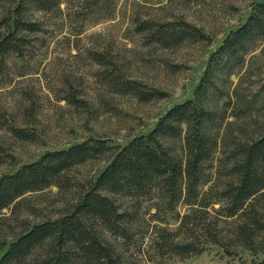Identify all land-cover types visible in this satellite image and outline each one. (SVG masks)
I'll use <instances>...</instances> for the list:
<instances>
[{
	"label": "rangeland",
	"instance_id": "rangeland-1",
	"mask_svg": "<svg viewBox=\"0 0 264 264\" xmlns=\"http://www.w3.org/2000/svg\"><path fill=\"white\" fill-rule=\"evenodd\" d=\"M262 2L60 0L51 11L32 8L27 17L39 23L41 31L25 34L30 42L22 54L12 53L0 61V179L47 152L89 139L123 147L151 132L171 108L194 99L212 55L247 20L253 6ZM14 5L0 4V21L8 18V9ZM144 22H184L199 29L206 40L164 47L151 42L148 32L138 31ZM5 33L6 26H0V36ZM116 76L166 96L141 102L115 89ZM215 81L219 92L211 104L222 125L204 186L214 193L231 180L232 144L264 134V38L228 61ZM107 163V159L88 161L48 188L22 197L0 215V236H8L9 241L10 233L23 225L57 220L72 211ZM120 202L128 205L129 199L121 198ZM143 204L134 243L124 244L104 229L99 233L125 260L134 259L139 264H264V232L257 239L256 254L231 238L225 239L231 254L208 245L199 255H173L160 235L166 230L177 241L186 240L190 227H182L181 217L190 213L188 207L181 205L175 213L156 216L150 202ZM221 207L222 202H218L207 209L208 214L197 213V220L191 221L193 229L200 232L206 221L219 234L231 236L244 218H227ZM258 207L264 213V200Z\"/></svg>",
	"mask_w": 264,
	"mask_h": 264
},
{
	"label": "trees",
	"instance_id": "trees-1",
	"mask_svg": "<svg viewBox=\"0 0 264 264\" xmlns=\"http://www.w3.org/2000/svg\"><path fill=\"white\" fill-rule=\"evenodd\" d=\"M5 2L15 5L8 9V18L0 21V26H6V33L0 36V61L12 53L22 54L23 47L30 42L25 34L41 31L39 23L27 17L32 8L51 11L60 4V0H0V4ZM140 26L139 32H148L151 42L164 47L206 40L199 29L184 22H144ZM261 38H264V2L253 6L247 20L212 55L194 99L171 108L151 132L123 147H110L105 140L89 139L64 150L47 152L38 161L2 177L0 215L28 193L48 188L78 165L97 159L108 162L72 211L57 220L23 225L19 231L10 233L9 241L8 236H0V264H139L121 257L99 233L104 229L124 244L134 243L143 202L151 203L156 216L175 213L181 205L188 207L190 213L181 217L182 227H190L188 240L177 241L166 230L160 235V241L173 255L185 258L199 255L208 245L219 246L231 254L229 243H225V239L231 238L242 249L258 253L257 239L264 232V213L258 209L264 200V134L232 144L231 180L220 191L214 193L204 186L207 164L219 147L222 125L211 104L215 92H219L217 73ZM114 86L119 93L132 95L141 102L166 96L121 76L115 77ZM119 198L129 199V204L121 203ZM218 202H222L220 211L227 218H244L243 223L236 226L231 236L219 234L206 221L200 232L194 230L197 213L208 214L207 209Z\"/></svg>",
	"mask_w": 264,
	"mask_h": 264
}]
</instances>
